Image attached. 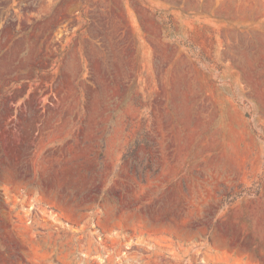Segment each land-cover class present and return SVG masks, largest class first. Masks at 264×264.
<instances>
[{
  "label": "rangeland",
  "instance_id": "rangeland-1",
  "mask_svg": "<svg viewBox=\"0 0 264 264\" xmlns=\"http://www.w3.org/2000/svg\"><path fill=\"white\" fill-rule=\"evenodd\" d=\"M0 264H264V0H0Z\"/></svg>",
  "mask_w": 264,
  "mask_h": 264
}]
</instances>
